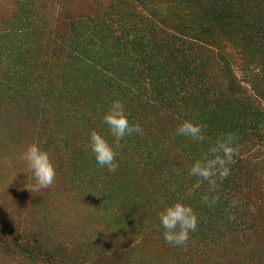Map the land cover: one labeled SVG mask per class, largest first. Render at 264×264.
<instances>
[{
	"label": "trees",
	"instance_id": "obj_1",
	"mask_svg": "<svg viewBox=\"0 0 264 264\" xmlns=\"http://www.w3.org/2000/svg\"><path fill=\"white\" fill-rule=\"evenodd\" d=\"M75 1L49 19L35 0H0V151L37 142L56 171L49 188L30 192L28 171L15 182L0 167V186L21 190L0 216V257L264 264V0ZM113 100L143 131L120 142L110 173L86 145L91 129L107 135L101 116ZM182 120L203 125L205 139L176 136ZM224 133L238 154L208 193L188 168ZM205 193L218 197L214 206L201 202ZM77 197L97 220L72 231L60 202ZM178 200L198 225L173 247L156 213Z\"/></svg>",
	"mask_w": 264,
	"mask_h": 264
},
{
	"label": "clouds",
	"instance_id": "obj_2",
	"mask_svg": "<svg viewBox=\"0 0 264 264\" xmlns=\"http://www.w3.org/2000/svg\"><path fill=\"white\" fill-rule=\"evenodd\" d=\"M106 133L91 129L87 136V150L92 154L94 161L100 168H105L112 173L117 170L116 149L125 137L134 134L141 135L142 128L139 124L129 121L124 104L120 100H113L101 116ZM204 126L190 120H182L175 128V135L188 138L194 142L205 139ZM108 137H111V142ZM239 145L235 143L232 133L221 134L214 144L209 146L207 152L194 159L188 168V175L196 178L194 187H199L201 182H207L208 193L215 191L217 180L223 181L230 174V165L238 154ZM27 171L31 174L32 184L25 183V188L39 191L49 188L56 176L54 165L48 151L44 150L37 142L29 144L21 154ZM202 194L201 202L206 206H214L218 197L216 195ZM237 201H230V207H235ZM162 238L164 242L173 247L186 245L189 234L197 230L198 217L193 208L175 201L160 207L156 213Z\"/></svg>",
	"mask_w": 264,
	"mask_h": 264
},
{
	"label": "rangeland",
	"instance_id": "obj_3",
	"mask_svg": "<svg viewBox=\"0 0 264 264\" xmlns=\"http://www.w3.org/2000/svg\"><path fill=\"white\" fill-rule=\"evenodd\" d=\"M5 1L8 0H2V2ZM66 3V0H35V9L40 10L45 16L50 19L52 18V16H57L62 9V5H66ZM71 5H73V8H77L78 3L75 0H72ZM2 6L3 5L0 4V16L8 14ZM238 74L241 78H243V75H241L240 73ZM24 150V147H17L16 144H10L7 146L6 150L0 151L3 155V159L0 161V167L8 176L7 178H9V181H20L23 173L27 171L26 166L21 159V154ZM5 184L7 187L0 186V216H9V214H6L5 212V205L8 204V202L11 200V197H17V195L21 192V190L17 188L11 189L9 183L6 182ZM60 187L63 188V186ZM17 199H20V197H18ZM60 206L63 209L62 213L65 222L64 225L72 231L78 229L79 227H87L89 224L97 220V209L92 203L85 199H80L79 197H77L70 200H62L60 202ZM0 264L9 263L4 258L0 257Z\"/></svg>",
	"mask_w": 264,
	"mask_h": 264
}]
</instances>
